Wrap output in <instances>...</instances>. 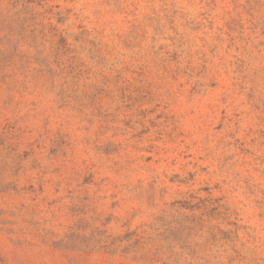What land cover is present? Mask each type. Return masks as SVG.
<instances>
[{
  "label": "rangeland",
  "instance_id": "374dc122",
  "mask_svg": "<svg viewBox=\"0 0 264 264\" xmlns=\"http://www.w3.org/2000/svg\"><path fill=\"white\" fill-rule=\"evenodd\" d=\"M0 264H264V0H0Z\"/></svg>",
  "mask_w": 264,
  "mask_h": 264
}]
</instances>
